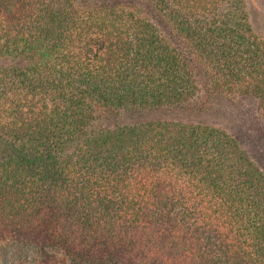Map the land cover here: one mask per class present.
Segmentation results:
<instances>
[{
  "label": "trees",
  "instance_id": "trees-1",
  "mask_svg": "<svg viewBox=\"0 0 264 264\" xmlns=\"http://www.w3.org/2000/svg\"><path fill=\"white\" fill-rule=\"evenodd\" d=\"M241 98L253 154L221 117ZM54 248L264 264V35L245 0H0V264H58Z\"/></svg>",
  "mask_w": 264,
  "mask_h": 264
},
{
  "label": "rangeland",
  "instance_id": "rangeland-1",
  "mask_svg": "<svg viewBox=\"0 0 264 264\" xmlns=\"http://www.w3.org/2000/svg\"><path fill=\"white\" fill-rule=\"evenodd\" d=\"M246 6L250 13L251 21L256 28V30L264 35V0H245ZM232 109H225V113H221L222 118L230 119V114L234 112L240 119V123H234L228 127L227 130L236 138H240L243 141L246 150L253 154L252 148L248 146L252 145L254 136L257 134L258 126V115L256 114L255 102L250 98H241L237 101ZM232 120V119H230ZM218 124L223 126L225 123ZM224 127V126H223ZM226 128V127H225ZM232 128V129H231ZM248 136L250 139H247ZM251 140V142H250ZM252 150V151H251ZM50 253L54 256L58 264H70L69 259L62 253L61 250L54 248L50 250Z\"/></svg>",
  "mask_w": 264,
  "mask_h": 264
}]
</instances>
